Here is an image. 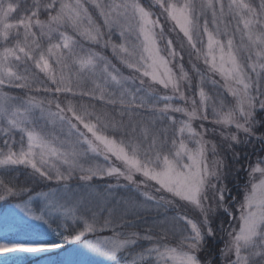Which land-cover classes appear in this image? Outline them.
<instances>
[{
    "label": "snow or ice",
    "instance_id": "1",
    "mask_svg": "<svg viewBox=\"0 0 264 264\" xmlns=\"http://www.w3.org/2000/svg\"><path fill=\"white\" fill-rule=\"evenodd\" d=\"M19 8L0 0V264H213L217 231L221 264H264V156L235 150L264 151V0Z\"/></svg>",
    "mask_w": 264,
    "mask_h": 264
},
{
    "label": "trees",
    "instance_id": "2",
    "mask_svg": "<svg viewBox=\"0 0 264 264\" xmlns=\"http://www.w3.org/2000/svg\"><path fill=\"white\" fill-rule=\"evenodd\" d=\"M13 3L19 4L20 8L12 16V18H13V19H11L12 22H14L16 19H18L23 14V9H25L28 6V4L31 3V0H27V3L25 2V0H17L15 2H13ZM41 18H43V17H41ZM168 27H169V25H167V28ZM180 37H181V34H180ZM187 60H188V57L185 56L186 67H188ZM200 67L202 68L201 65H200ZM15 93L20 94L18 91L15 92ZM235 150L237 152L241 153L242 155L244 153H248V157H246L245 161H242V163L246 162L248 159H250L251 161L254 162L256 160V156L257 155L264 156V151L260 150V145L259 144H256L255 150L252 147H250V146H236ZM229 163H231V160H229ZM240 175H241L240 183L243 184L244 183V178L246 177V173H241ZM73 183H75V181ZM229 187H231V183L229 184ZM233 195H236L235 190H233ZM222 218L225 220V226H227L228 217L227 216H223ZM219 219L220 218H218V221H219ZM214 227H216V225H214ZM223 237H224V233H221V232L217 231L215 241H212V240L208 241V248L204 252L200 253V258H201L202 261L205 260L207 258V256L215 254L216 258L213 261V264H221L220 249L223 247V246H221ZM230 257H228V258L231 259L232 257L231 258ZM123 262L124 261L121 260L120 264L123 263Z\"/></svg>",
    "mask_w": 264,
    "mask_h": 264
},
{
    "label": "rangeland",
    "instance_id": "3",
    "mask_svg": "<svg viewBox=\"0 0 264 264\" xmlns=\"http://www.w3.org/2000/svg\"><path fill=\"white\" fill-rule=\"evenodd\" d=\"M257 3H258V0H257ZM163 23V21H162ZM165 29L167 30V25H165ZM181 38H182V33H181ZM237 43L239 42V37L237 36ZM99 50V49H97ZM242 55H244L242 53ZM116 62V61H114ZM202 68H203V63L202 61H200L199 63ZM120 66V65H118ZM125 75H129V71L127 69H124L122 68L121 69ZM217 79L219 77H216ZM194 83H195V80H194ZM91 86V85H89ZM6 91H9V89H5ZM164 94H170V93H165V92H161V95H164ZM97 107L99 108L100 106L97 104ZM193 125L194 127L198 126V121H194L193 122ZM206 127H210V125H205ZM5 208L7 207L4 206ZM190 216H194L195 214L192 213V212H189L188 213ZM227 227V226H226ZM228 239L227 235L224 234V237L222 239V243H221V246L224 245V242ZM54 251H57V250H54ZM9 256L13 255V254H8ZM230 257V256H229ZM5 257L3 255H0V260L4 259ZM231 258V257H230ZM30 259H34V258H31ZM52 259L54 260H64V261H67V260H72V261H75L76 264H104V261L101 257L95 255V254H92V253H85V252H81L78 248L77 245H74V244H66L64 246V251H59L57 255L53 256ZM132 259H135V257H132ZM39 264H45V262L43 260L39 261ZM121 264H124L121 263ZM137 264H143V262H140L138 259H137Z\"/></svg>",
    "mask_w": 264,
    "mask_h": 264
}]
</instances>
